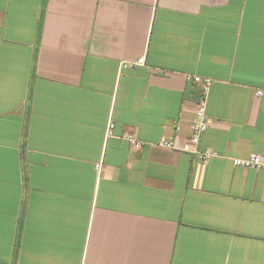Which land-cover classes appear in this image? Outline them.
Segmentation results:
<instances>
[{
	"label": "crops",
	"instance_id": "obj_1",
	"mask_svg": "<svg viewBox=\"0 0 264 264\" xmlns=\"http://www.w3.org/2000/svg\"><path fill=\"white\" fill-rule=\"evenodd\" d=\"M258 88L264 0H0V264H264Z\"/></svg>",
	"mask_w": 264,
	"mask_h": 264
},
{
	"label": "built area",
	"instance_id": "obj_2",
	"mask_svg": "<svg viewBox=\"0 0 264 264\" xmlns=\"http://www.w3.org/2000/svg\"><path fill=\"white\" fill-rule=\"evenodd\" d=\"M145 58L139 57L138 59L132 61H122L119 65V70L133 68L137 66L145 65ZM191 82L200 85V97L196 103V108L194 111V120L191 125L189 137L186 141L179 143L176 138L161 137L155 144L164 149H171L175 151H180L183 153H189L194 155L199 161L205 162L210 158L216 156V152L210 147L201 148L200 141L202 135L209 128L210 120L206 113V101L207 93L212 82L209 77H201L199 75H191L188 77ZM255 95L258 97H264V88H258L255 90ZM114 122L112 118L109 119L105 135L109 137L113 134ZM175 130L180 132L181 126L178 121H175ZM121 138L127 141L134 149H139L144 146L145 141L139 139L134 134L123 133ZM233 165L240 166L243 168H254L258 170H264V154L256 152L251 153L246 158H234ZM100 164H96V169H100Z\"/></svg>",
	"mask_w": 264,
	"mask_h": 264
}]
</instances>
